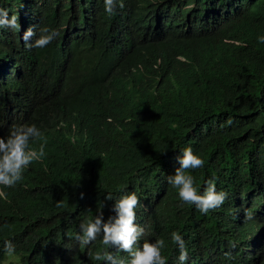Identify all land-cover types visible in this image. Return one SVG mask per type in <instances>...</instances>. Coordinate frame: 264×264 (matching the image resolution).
<instances>
[{
  "label": "trees",
  "instance_id": "1",
  "mask_svg": "<svg viewBox=\"0 0 264 264\" xmlns=\"http://www.w3.org/2000/svg\"><path fill=\"white\" fill-rule=\"evenodd\" d=\"M122 2L108 15L104 0H0L20 24L0 28V138L27 123L46 140L20 182L0 185V264L6 241L12 264H105L79 226L132 192L137 246L164 239L167 264H180L172 232L184 264H264V0ZM30 27L59 36L29 49ZM111 100L121 131L93 117ZM187 147L204 160L189 170L198 191L215 177L228 193L207 214L167 182Z\"/></svg>",
  "mask_w": 264,
  "mask_h": 264
},
{
  "label": "clouds",
  "instance_id": "2",
  "mask_svg": "<svg viewBox=\"0 0 264 264\" xmlns=\"http://www.w3.org/2000/svg\"><path fill=\"white\" fill-rule=\"evenodd\" d=\"M117 6L121 9L124 7L122 0L119 4L117 0H104V11L108 15H114ZM0 28L11 30L20 28L18 17L16 15L9 17L8 11L3 7H0ZM21 31H25L22 38ZM58 36L57 30L48 27L41 28L38 36L31 27L27 31L25 29L19 31L20 42L29 49L45 48ZM33 37L36 38L29 43ZM259 42L264 43V37H260ZM118 105L117 100H111L93 117L98 118L101 126L102 123H106L108 125L106 129L121 131L124 125L113 118ZM130 139L123 141L124 146L129 145ZM31 141L44 142L36 149L30 145ZM45 146L43 133L35 124L11 126L7 138H0V185L10 188L20 182L24 170L45 156ZM177 159L180 166L175 169L174 175L167 177V182L178 190L181 201L195 205L204 214L225 203L228 193L217 191L215 177L206 182L202 193L198 191L189 170L203 167L204 160L194 154L191 147L185 148ZM106 199L110 201L112 197L109 195ZM139 206L140 199L135 192L121 196L115 203L109 202L105 214L98 209L94 217L80 224V234L76 240L82 246L96 241L102 243L103 249L94 253V259L104 261L105 264H167L166 258L162 255V249L166 246L164 239H157L154 243L144 240L142 245L137 246L145 234V229L136 223V209ZM171 240L179 249L180 264H184L188 259L185 240L179 232H172ZM113 248L116 254L110 251ZM4 251L8 255L4 260L9 256L15 257V244L6 241Z\"/></svg>",
  "mask_w": 264,
  "mask_h": 264
},
{
  "label": "rangeland",
  "instance_id": "3",
  "mask_svg": "<svg viewBox=\"0 0 264 264\" xmlns=\"http://www.w3.org/2000/svg\"><path fill=\"white\" fill-rule=\"evenodd\" d=\"M25 31H21L20 32V36L21 38L23 37ZM15 257L14 256H9L6 260H4L1 264H12L15 262Z\"/></svg>",
  "mask_w": 264,
  "mask_h": 264
}]
</instances>
